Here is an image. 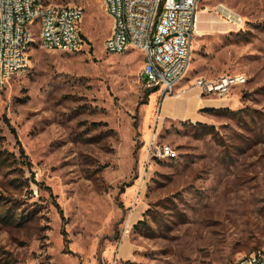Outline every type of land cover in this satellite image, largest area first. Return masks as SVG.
Instances as JSON below:
<instances>
[{"label": "rangeland", "instance_id": "obj_1", "mask_svg": "<svg viewBox=\"0 0 264 264\" xmlns=\"http://www.w3.org/2000/svg\"><path fill=\"white\" fill-rule=\"evenodd\" d=\"M45 2L82 7V45L35 39L0 87V264H232L263 249L264 0L198 1L178 86L246 77L199 123L175 120L185 96H146L139 51H104L103 0ZM152 138L177 157L146 165Z\"/></svg>", "mask_w": 264, "mask_h": 264}, {"label": "built area", "instance_id": "obj_2", "mask_svg": "<svg viewBox=\"0 0 264 264\" xmlns=\"http://www.w3.org/2000/svg\"><path fill=\"white\" fill-rule=\"evenodd\" d=\"M199 0H103L111 18L103 49L109 54L128 49L143 56L140 78L146 88H155L160 98L180 96L177 91L190 64ZM83 9L56 5L45 0H0V87L28 64V51L38 44L50 50L74 51L82 45L79 31ZM37 37V38H35ZM242 74L214 80L196 78L201 96L228 99L233 88L245 84ZM177 151L152 138L146 150V165L152 160H173ZM146 167V166H145ZM145 169V168H144ZM232 264H264V248Z\"/></svg>", "mask_w": 264, "mask_h": 264}, {"label": "crops", "instance_id": "obj_3", "mask_svg": "<svg viewBox=\"0 0 264 264\" xmlns=\"http://www.w3.org/2000/svg\"><path fill=\"white\" fill-rule=\"evenodd\" d=\"M224 12V11H223ZM225 13V12H224ZM226 14V13H225ZM200 13L197 14L198 16V20H197V23H196V20H195V28H196V25L198 26V28H196V32L201 35L202 34V31H201V27H202V24H203V21L202 19L200 18ZM228 15V14H226ZM229 17V15H228ZM212 23V19H207V24L208 23ZM189 68L190 66H188V69H187V72L189 71ZM182 89H185L184 86H178L177 87V91H180ZM152 94H155L152 93ZM152 94L149 95L152 96ZM183 96H185V104H186V107H185V116H183L180 119H175L177 121H191V122H207L209 120V114L208 113H205L203 111H201V109L203 108H219V107H213L211 106V104H207L208 102H214V101H225L226 103L228 102L229 100V97L228 99L226 100H223V99H216V98H209V97H204V96H201L200 93H199V90L195 87H191L189 89H187L184 93H182L180 96H166V97H163L162 99H164V103L165 102H170L168 101L170 98H174V99H180L182 98ZM166 98H169V99H166ZM153 100H155L153 98ZM155 103V101H153ZM209 105V106H208ZM221 107H228L230 108L229 106H221ZM231 110H236V109H232L230 108ZM171 108H168V105L166 107V110L165 111H170ZM218 110V109H217ZM193 113V115H195L197 118H202L203 117V121H198L197 119L193 118V117H190L189 115ZM168 119H171V120H174V118H168Z\"/></svg>", "mask_w": 264, "mask_h": 264}, {"label": "trees", "instance_id": "obj_4", "mask_svg": "<svg viewBox=\"0 0 264 264\" xmlns=\"http://www.w3.org/2000/svg\"><path fill=\"white\" fill-rule=\"evenodd\" d=\"M156 92V89L155 88H152V89H147L146 91V96H149L150 94ZM201 111L205 112V113H208V114H214L217 109H214V108H203L201 109Z\"/></svg>", "mask_w": 264, "mask_h": 264}, {"label": "bare ground", "instance_id": "obj_5", "mask_svg": "<svg viewBox=\"0 0 264 264\" xmlns=\"http://www.w3.org/2000/svg\"><path fill=\"white\" fill-rule=\"evenodd\" d=\"M223 11H224L226 14H228L229 17H230L231 19H233V20H235V21H238V20H239L233 12H231V11H227V10H225V9H223ZM226 14H225V15H226Z\"/></svg>", "mask_w": 264, "mask_h": 264}]
</instances>
